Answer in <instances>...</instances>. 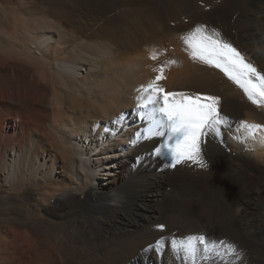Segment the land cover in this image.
Returning <instances> with one entry per match:
<instances>
[{
	"label": "bare ground",
	"instance_id": "6f19581e",
	"mask_svg": "<svg viewBox=\"0 0 264 264\" xmlns=\"http://www.w3.org/2000/svg\"><path fill=\"white\" fill-rule=\"evenodd\" d=\"M198 25L264 73V0H0V264H180L192 235L239 255L189 264H264V131L240 126L264 104L192 59ZM164 65L165 92L221 99L206 166L170 167L146 132L139 90Z\"/></svg>",
	"mask_w": 264,
	"mask_h": 264
},
{
	"label": "snow or ice",
	"instance_id": "6c2138e0",
	"mask_svg": "<svg viewBox=\"0 0 264 264\" xmlns=\"http://www.w3.org/2000/svg\"><path fill=\"white\" fill-rule=\"evenodd\" d=\"M190 49L193 60L219 68L224 74L243 89L248 99L256 105L264 104V73L247 62L231 43L224 41L216 30H207L206 26L198 25L182 37ZM156 59V55H152ZM175 61H167V64ZM155 71L157 75L140 88L138 110L141 119L148 124L151 136L167 137L164 147L166 155L171 158L170 167L185 161L202 160V145L209 135H220L222 124L228 118L221 112L219 96L186 92H165L159 85L164 79V67ZM246 136L254 137L264 131V125L240 121ZM159 151V149H157ZM158 227L163 228L164 225ZM160 240L155 242L159 246ZM173 247L188 259H194L198 253L205 257L210 254L219 255L223 248L228 253L239 255L237 246L226 241H208L204 235H192L180 240L171 241ZM150 247H152L150 245Z\"/></svg>",
	"mask_w": 264,
	"mask_h": 264
},
{
	"label": "rangeland",
	"instance_id": "374dc122",
	"mask_svg": "<svg viewBox=\"0 0 264 264\" xmlns=\"http://www.w3.org/2000/svg\"><path fill=\"white\" fill-rule=\"evenodd\" d=\"M187 237V236H186ZM175 240H176V238H174ZM174 239H172V241L174 240ZM150 251V250H149ZM147 253L149 254V256H151L152 255V257H154L153 256V254H152V252H148L147 251ZM170 252L166 249V251H165V254H164V256L166 255L167 256V254H169ZM180 254H183L182 252L180 253ZM173 257V256H172ZM175 257V256H174ZM185 256H183V258H184ZM183 258H179V263L180 264H189V261L187 262V260H186V257L183 259ZM159 259H160V264H173V258H171V257H168V258H165V257H163V256H159ZM188 259V258H187ZM148 260V259H147ZM168 260H171V261H169V263H168ZM187 262V263H186ZM152 264H155V259H154V263L152 262Z\"/></svg>",
	"mask_w": 264,
	"mask_h": 264
}]
</instances>
